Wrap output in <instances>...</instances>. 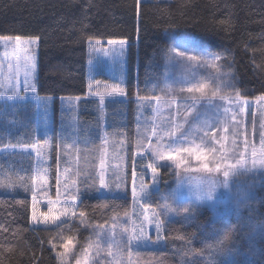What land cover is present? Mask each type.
<instances>
[{
    "label": "trees",
    "instance_id": "obj_1",
    "mask_svg": "<svg viewBox=\"0 0 264 264\" xmlns=\"http://www.w3.org/2000/svg\"><path fill=\"white\" fill-rule=\"evenodd\" d=\"M182 35L197 41L209 56L221 57L218 65L228 72L232 92L249 100L264 97V0H0V38L38 40L36 91L53 100L55 124L64 120L58 113L60 100L82 99L79 123L97 127L99 103L85 98L89 43H128L126 97L104 104L106 132L127 145L123 194L101 195L78 184L79 207L72 219L33 221L36 158L20 148L34 144L36 113L28 104L14 110L0 106V149L13 148L0 151V264H60L63 239H73L81 249L89 225H107L130 212L131 154L140 118L153 114L154 103H146L149 88L165 68L171 38ZM51 151V193L36 197L45 204L38 214L47 212L49 198L56 199V175L65 159L55 145ZM172 177L162 167L160 191ZM80 211L86 223H81ZM189 214L165 220L163 247L140 251L139 264H264V186L238 216L214 217L202 208Z\"/></svg>",
    "mask_w": 264,
    "mask_h": 264
},
{
    "label": "rangeland",
    "instance_id": "obj_2",
    "mask_svg": "<svg viewBox=\"0 0 264 264\" xmlns=\"http://www.w3.org/2000/svg\"><path fill=\"white\" fill-rule=\"evenodd\" d=\"M171 39L169 55L164 63L165 68L150 86V95L147 101L145 99L142 101V103L146 101L147 104L154 103L153 114L140 118L132 153L137 150V140L146 128L151 130L153 124L157 126L167 124L170 127L171 124L179 123L180 131L185 133L189 144L195 141L197 145H201V137L204 135L203 131H197V129L205 125L216 126L211 127L208 138L204 141L207 148H202L206 154L201 160H197L195 156L189 157L185 153L181 170L177 169L175 165L165 164L163 167L171 171L173 175L172 181L166 184L165 192L160 191V173L155 178H151L149 174L146 178L148 186L142 193L141 199L159 212L163 224H165V220L187 219L190 211L195 208L207 209L214 217L231 213L238 216V213L256 197L257 190L264 186V163H261L264 161V146L261 144L260 136V133L264 132V128L261 127L264 124V100L246 99L247 104L241 100L239 102L240 108L243 109L241 112L240 108L236 107V92H232L228 86V72L222 70L218 65L219 60L216 61L217 67H212L211 60L215 57L209 56L199 43L190 37L182 35L174 36ZM37 48L38 40L33 38H0V106L7 105L9 109L14 110L18 105L28 104L32 105L36 113L34 144L20 148L31 152L36 158L34 186L38 188L41 178L46 177L45 191L47 195L51 193L49 163L54 145L59 156L65 158L56 175V195L58 176L62 183L67 181L70 184L73 179L78 180L80 175L77 173L81 170L88 172V169H94L92 174L98 172L102 162L104 167L109 170L118 163H122L126 172L127 145L122 137L118 138L117 134L106 132L104 104L108 100L125 99L126 97V92L124 95H108L111 88L105 86H119L126 90L128 43L123 40L89 43L88 94L85 98L99 103L100 111L95 113L98 117L96 128L84 127L79 123L78 107L82 99L60 100L62 107L58 109V113L64 120L60 119L55 124L53 100L40 97L36 91ZM193 50L198 52H193ZM177 53H183V55ZM188 56H194L197 59L190 61ZM203 60H209V63L205 64L202 62ZM33 63L34 69L32 68ZM200 85H204L202 91H187L190 87L198 88ZM214 92L231 97L233 103L213 96ZM93 93L103 94L104 97L101 100L99 95H93ZM156 97H160L161 101H171V107L168 103L157 101ZM158 104L159 110L154 111ZM141 105L143 107V104ZM178 105L181 112L191 106L193 111L186 115H177ZM224 108L229 109L226 119ZM24 111L23 109L20 112L24 113ZM68 113L72 114L65 117V114ZM57 119L58 117H56V122ZM177 135H179V131ZM45 140L49 141L48 145L44 144ZM34 145H38V147H34ZM10 149L13 148L5 147L0 151ZM253 151H255V155H253ZM37 152L40 153L39 156ZM213 153H215V157ZM117 154L124 157L123 162L115 159ZM221 156L225 158L217 159ZM216 164L231 166L223 168L219 172L213 171L211 174L197 171L204 165L214 168ZM185 167L187 171H184ZM138 185L139 182H137V188ZM61 191L66 190L61 188ZM132 191L133 177L130 182L132 206L128 216L135 220L136 214L142 212L143 209L133 206ZM99 194H123V189L114 190L113 193L101 190ZM47 195L44 192H39L37 196ZM36 205V213L39 216L38 212L40 208H43L40 205L45 204L36 199ZM62 206L63 201L57 205V207ZM75 213V209L74 214L73 210H70L69 217L61 219L64 221L72 219ZM113 223L112 220L109 224L103 225V232L107 236L113 235L111 231ZM128 223V218L125 215L120 217L115 229L116 239L121 238V229ZM89 230L90 235L81 249H78V245L71 238L62 240L60 250L57 252L58 257L60 253H64L62 260L59 257L60 264H77V260L80 261V264H120L121 261L123 264H129V261L131 264H139L138 253L140 251L159 250L163 247L162 231V240L158 244L133 247L123 253L117 251L114 246L112 248L114 255L110 256L107 254V236H102L101 244L104 251L98 255L95 244H93L85 254L84 249L88 248L89 240L95 241L94 233L98 231L95 226H91ZM148 235L155 239L156 234L152 225L148 226ZM65 246H67V252H65Z\"/></svg>",
    "mask_w": 264,
    "mask_h": 264
},
{
    "label": "snow or ice",
    "instance_id": "obj_3",
    "mask_svg": "<svg viewBox=\"0 0 264 264\" xmlns=\"http://www.w3.org/2000/svg\"><path fill=\"white\" fill-rule=\"evenodd\" d=\"M19 39V37H17ZM34 43V42H33ZM123 43V42H121ZM178 55H183V53H177ZM190 61L196 60L197 57L194 56H188L187 57ZM31 59V57H30ZM221 57L217 56L215 59L211 60V66L217 67L216 61L220 60ZM203 63L207 64L209 63V60H203ZM32 68H35L34 63L32 64ZM99 84V82H97ZM31 87V86H30ZM106 88H111V91L108 92V95L111 94H119L124 95L125 90L123 88H120L119 86H110L106 85ZM204 88V85H200L198 88L190 87L187 89L188 92L193 91H202ZM34 90V88H32ZM183 91V89H182ZM93 95H99L100 99L102 100L104 95L100 93H93ZM244 93L237 92L235 96V102L236 107L240 108L239 102L243 100L244 104H247L248 101L246 99H243ZM213 96H218L220 100H223L228 103H233V100L229 96H223L219 95L218 93L214 92ZM141 100L147 99L145 97H141ZM157 101H160L161 103H168L169 107H171V101H161L160 97H156ZM195 99V98H194ZM259 99L264 100V97H260ZM159 110V104L154 108V111ZM193 111V107L186 108L183 112L180 110V106H177V115H186L188 112ZM240 111L242 112L243 109L240 108ZM229 113L228 108H224V116L225 119L227 118V115ZM171 121V118H170ZM216 125H205L202 126L200 129H197V131H203L204 135L201 137V145L195 144V141H192L191 144L187 141L185 137V133L183 131H180L181 125L179 123L171 124L169 127L167 124L157 126L155 124L152 125L151 130L145 129V132L140 136V138L136 142V151L131 154V158L133 160L132 167L135 169L132 171L131 175L133 177V191H132V197H133V206H138L140 209H143L142 212L136 214V219L133 220L130 216H128L127 213H125V216L128 218L129 223L126 224L120 232V239H116L115 236V229L118 226V222L120 220L119 216L113 217V226L111 231L113 232V235L107 236L106 233L103 232L104 226L103 225H97L95 226L98 231H96L94 234L96 236L95 241L89 240L88 248L84 249L85 254L88 252L89 248L95 244L97 254L99 255L101 252L104 251V248L101 244V237L107 236L108 240V247H107V254L112 256L114 255L112 252V248L115 246L117 248V251L120 253H123L124 251H129L133 247H141L146 246L148 244H158L162 240V231L164 230V224L162 222L161 216L159 212L156 211L155 208H151L150 204L146 203L144 200L141 199L142 193L145 192V189L148 186V183L146 182V178L151 176V178H155L162 170V167L165 164H172L175 165L177 169L182 168V162L184 160L183 154H188L189 157L195 156L197 160H201L206 152L202 150V148H207V145L204 144V141L206 138H208V132L210 131L211 127H214ZM262 128H264V124L261 125ZM179 131V135H177V132ZM236 133L234 132V135ZM261 136V144L264 146V132L260 133ZM45 145L49 144L48 140L44 141ZM34 147H38V145H34ZM223 147V146H221ZM208 151H211V149H208ZM175 153V155H173ZM37 155L39 156L40 153L37 152ZM253 155H255V151H253ZM213 156L215 157V153H213ZM225 157L221 156L217 159H224ZM118 161L123 162L124 157L117 154L115 157ZM261 163H264L262 161ZM255 164V162H254ZM231 165H222V164H216L214 168H209L207 165H204L202 169H197V171H204L206 173L211 174L213 171L219 172L223 168L230 167ZM67 171V170H65ZM184 171H187V168H184ZM45 172H47V169H45ZM77 175H83L82 180H75L73 179L71 183L69 184L67 181L61 182L59 176L57 177V195L56 199H48L47 205L48 210L47 212H41L39 216L36 214V197L39 194V192H44L45 195H47V192L45 191L47 187L46 183V177L41 178V183L39 184V187H33L31 190L33 191V221H39L41 218L45 223L49 221H57L60 217H69L70 210L79 207V204L77 203L80 196V188L77 186L78 184L84 185L85 191H91L95 190L97 192L104 190L108 193H113L115 191H120L122 189V186L125 184L127 176L126 172L124 171L123 164L118 163L114 168H111L110 170L105 168L103 165V162L101 164V167L98 172L95 174H92L90 172H78ZM137 182H139L138 188H137ZM61 188L65 189L66 191L62 192ZM30 190L28 188L25 189ZM64 195L65 199L63 200V206L57 207V205L61 204V196ZM79 217L81 220V223H86V214L84 211L79 212ZM63 223V221H61ZM152 225L155 231V239H153L151 236L148 235V226ZM91 227V225H89ZM67 246H65V252H67ZM64 253H60L59 257L63 258ZM77 264H80V261L77 260ZM120 264H123V261L120 262ZM129 264H131V261H129Z\"/></svg>",
    "mask_w": 264,
    "mask_h": 264
}]
</instances>
